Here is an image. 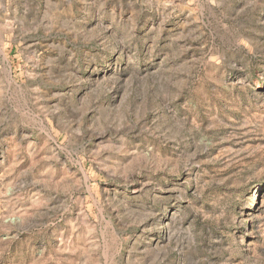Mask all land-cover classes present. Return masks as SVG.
Instances as JSON below:
<instances>
[{
  "label": "rangeland",
  "instance_id": "1",
  "mask_svg": "<svg viewBox=\"0 0 264 264\" xmlns=\"http://www.w3.org/2000/svg\"><path fill=\"white\" fill-rule=\"evenodd\" d=\"M0 264H264V0H0Z\"/></svg>",
  "mask_w": 264,
  "mask_h": 264
}]
</instances>
